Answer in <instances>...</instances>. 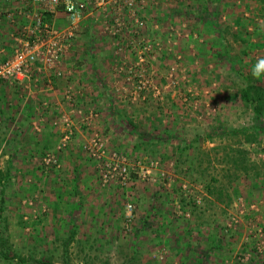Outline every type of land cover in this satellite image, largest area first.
Masks as SVG:
<instances>
[{"label":"rangeland","instance_id":"rangeland-1","mask_svg":"<svg viewBox=\"0 0 264 264\" xmlns=\"http://www.w3.org/2000/svg\"><path fill=\"white\" fill-rule=\"evenodd\" d=\"M254 3L232 0V16L228 0L86 14L97 21L81 20L64 62L107 67L94 84L110 102L84 142L65 138L64 119L29 163L0 153V264H264V115L238 97L264 57V0ZM254 126L251 144L232 133Z\"/></svg>","mask_w":264,"mask_h":264},{"label":"crops","instance_id":"crops-1","mask_svg":"<svg viewBox=\"0 0 264 264\" xmlns=\"http://www.w3.org/2000/svg\"><path fill=\"white\" fill-rule=\"evenodd\" d=\"M255 1L244 0V8L255 9ZM228 2L231 6L228 11L232 16V0ZM96 11L103 14L102 10ZM36 12L40 16L44 12L50 16L49 21L44 23L52 27L59 19L65 21L62 12L55 8L31 6L27 0H0V60L12 52L15 38L20 37L24 28L28 27L26 15ZM114 12L112 7L106 11L112 17ZM92 18L90 15L85 17L84 22H88L85 27L91 25L93 20L97 21L96 17ZM121 31L126 33L124 26ZM68 57L67 53L62 59L58 74L43 71L38 77H31L30 81L25 80L18 84L0 82V153L4 152L7 166L9 160L20 161L19 155L29 163L30 154L34 150L42 152L47 149L49 143L56 142L57 138L61 137L60 123L64 119L68 121L64 130L68 131V126L73 128L70 135H75L76 140L84 142L85 137L89 135V128L84 125L89 124L90 119L99 120L102 117L101 113H98L99 105L110 102L107 88L101 85L104 83L105 73L108 72L107 67L103 66L107 70L91 65L78 68L64 62ZM94 71L100 73V76L93 75ZM61 77L67 78L68 81L60 79ZM95 77L102 82L94 84ZM113 86L120 88L119 85ZM67 91L74 95L72 102L67 101ZM108 91L110 92V89Z\"/></svg>","mask_w":264,"mask_h":264},{"label":"built area","instance_id":"built-area-1","mask_svg":"<svg viewBox=\"0 0 264 264\" xmlns=\"http://www.w3.org/2000/svg\"><path fill=\"white\" fill-rule=\"evenodd\" d=\"M27 2L31 6L58 9L65 18L67 28L49 26L43 22L39 13H30L33 14L31 20L34 24H29L32 27L24 28L22 35L15 38L12 52L0 60V82L18 84L25 80L30 81L31 77H38L43 71L58 74L61 59L71 45L74 32L88 12L97 9L107 11L112 7L115 10L113 16H117L125 8L130 10L128 0H27ZM26 19H29L28 14ZM114 21L115 26H119V19L114 17ZM135 23L142 26L143 21L136 20ZM67 101L72 102L69 94ZM70 134L71 131L68 130L65 138ZM121 172H126V168L122 167Z\"/></svg>","mask_w":264,"mask_h":264},{"label":"trees","instance_id":"trees-1","mask_svg":"<svg viewBox=\"0 0 264 264\" xmlns=\"http://www.w3.org/2000/svg\"><path fill=\"white\" fill-rule=\"evenodd\" d=\"M44 12L42 13V20L43 22H48L50 19V16ZM263 37L261 44L264 45V31L262 30ZM6 58V57H4ZM239 67H237V70ZM255 74V73H253ZM261 73H256L253 78H250L248 75V78L245 79V85L243 87H240L238 90V97L244 106L245 109H249V111L254 115L255 121H257L260 117L264 115V86L257 83L261 80ZM255 133L251 132L252 130H255ZM261 128L255 127H248L236 129L233 130L232 133L237 135L241 134L244 138L242 142H245L246 144H251L252 142L257 141V135ZM257 134V135H256ZM233 162L235 165H238V160L236 158L233 159ZM1 247H0V258L2 259H8L7 252L4 249V242L1 239L0 241Z\"/></svg>","mask_w":264,"mask_h":264},{"label":"clouds","instance_id":"clouds-1","mask_svg":"<svg viewBox=\"0 0 264 264\" xmlns=\"http://www.w3.org/2000/svg\"><path fill=\"white\" fill-rule=\"evenodd\" d=\"M262 69H264V57H261L257 61L256 65L254 66V72L258 74Z\"/></svg>","mask_w":264,"mask_h":264}]
</instances>
